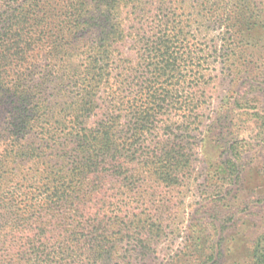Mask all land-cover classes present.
Wrapping results in <instances>:
<instances>
[{
    "label": "trees",
    "instance_id": "1",
    "mask_svg": "<svg viewBox=\"0 0 264 264\" xmlns=\"http://www.w3.org/2000/svg\"><path fill=\"white\" fill-rule=\"evenodd\" d=\"M257 1L0 0V264L103 258L121 189L177 183L217 53L246 68L264 46Z\"/></svg>",
    "mask_w": 264,
    "mask_h": 264
},
{
    "label": "rangeland",
    "instance_id": "2",
    "mask_svg": "<svg viewBox=\"0 0 264 264\" xmlns=\"http://www.w3.org/2000/svg\"><path fill=\"white\" fill-rule=\"evenodd\" d=\"M246 16L264 45V0ZM220 31L217 25L218 49ZM221 59L217 53L198 89L199 130L187 134L188 162L177 183L121 189L123 224L105 229L103 258L74 264H252L254 243L264 236V46L246 68ZM137 203L135 213L154 223L141 234L129 232L124 208Z\"/></svg>",
    "mask_w": 264,
    "mask_h": 264
}]
</instances>
